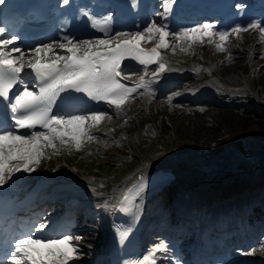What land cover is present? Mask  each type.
Instances as JSON below:
<instances>
[{
	"label": "snow or ice",
	"instance_id": "snow-or-ice-1",
	"mask_svg": "<svg viewBox=\"0 0 264 264\" xmlns=\"http://www.w3.org/2000/svg\"><path fill=\"white\" fill-rule=\"evenodd\" d=\"M3 3L4 0H0V4ZM62 3L68 5L70 0H62ZM171 3L174 0H165V14L170 11L168 5ZM81 14L89 17L91 27L103 33V37L84 39L65 34L58 40L27 50L20 46V37L0 20V99L5 102L11 116V123L7 126L0 123V186L11 181L16 173L34 172L44 159L64 152L70 155L73 151H82L92 142H101L93 129L106 119L111 120L112 115L104 110L60 111L61 105L73 108V94H82L93 102H103L118 116L137 96H154L153 85L159 77L175 70L169 66L166 52L176 53L179 48L181 53L189 54L194 45L205 42L215 45L218 52H230L225 46L229 37L235 33L240 39L239 33L249 29H258L260 41L264 43V22L261 21H253L244 27L237 25L231 31H214L215 24L202 23L175 32L168 31L167 24L152 21L142 31L113 33L109 26L110 16L96 19L87 11ZM153 40L155 46H141L142 41L148 43ZM125 61H135L142 66L143 75L132 86L123 82L135 74L128 71ZM229 62H232L231 56ZM151 65L156 67L149 72ZM207 71L210 73L211 69ZM149 76L151 78L146 79ZM28 78H31L35 90L27 82ZM172 98L170 96L169 101ZM104 143L108 146L107 141ZM91 187L96 193V186ZM99 187L103 188L105 184L101 183ZM148 187L147 179L141 176L132 188L114 190L119 192L115 203L110 205L105 201L98 206L130 215L135 223L141 211L137 201L143 199ZM46 227L41 222L31 232L14 237L10 251L0 264H69L77 259L79 248L74 241L81 237L70 234L59 237L35 235ZM131 231V228L119 231V241L123 243ZM167 250V243L161 242L151 253ZM257 251L264 252V244L242 254L250 256ZM151 253L137 264H156Z\"/></svg>",
	"mask_w": 264,
	"mask_h": 264
},
{
	"label": "rangeland",
	"instance_id": "rangeland-1",
	"mask_svg": "<svg viewBox=\"0 0 264 264\" xmlns=\"http://www.w3.org/2000/svg\"><path fill=\"white\" fill-rule=\"evenodd\" d=\"M239 36L241 38L237 39L236 34L233 33L229 37L225 46L230 49V52H218L214 45L210 52L211 57H206L205 55L204 46L206 42L203 45H194L189 53L191 56L184 53L183 55L179 48H177L176 53H172L171 51L166 52V57L171 60L170 62L175 59L178 61L182 60L181 62H189V60L195 58L194 60L196 62L189 66L193 69L195 68V70L196 68L201 69L198 73L202 76H207V79L205 78L199 81L200 77L197 76V80L195 81L196 86L193 89L196 90L200 87L198 89L199 91L194 90L193 92L192 89L190 95L203 96L196 100H194L196 97H193L194 99L192 97H183L184 99L181 98L182 100L178 101L177 104H170L166 94L159 96L156 99V105L143 111L142 122L145 127L135 125L133 116L134 119L139 116L136 111L133 113L132 111L131 113L126 111V113L129 112L128 114L132 119V123H128L127 128H122L120 126L121 114L117 116L108 112L109 115H112V119L107 120V122L105 120L97 128L93 129V133L100 137L101 142H92L82 151H73L72 154H67L66 157L69 159V164L72 166L76 163L80 164L78 168H76L77 166L75 167V170L79 173L84 171L88 172L89 175L91 174L90 178L96 181L106 182L112 178L115 179L118 171L125 165L130 164V162L136 158V153L141 152L143 149L148 150L152 157H157L161 155L163 151L178 148V145L181 144L185 145L193 142L191 130L196 115L204 113V119L206 121L214 122L218 114V108L221 106L232 105L239 98H244L245 96L255 99L258 93L260 94V98H263L264 59H261V56L264 55V43L260 41L259 30L249 29L246 32L242 31L239 33ZM143 43L145 46H148L155 44V40ZM183 46L187 47V44ZM229 56H231L232 62H229ZM172 64L174 63L172 62ZM207 69H211V72L209 73ZM133 73L135 74L132 75L131 78H135L139 75L136 74V72ZM250 76H252V79H249ZM198 85L199 87H197ZM175 87L176 86H172L170 91H166L169 94L176 92L178 88L174 89ZM180 89L181 87L179 90ZM143 97L145 99L146 94L137 97L135 101L130 104V110H132V107L133 109L136 108L135 104L137 101L139 102L142 100ZM138 122H141V120H138L137 123ZM111 129L116 130L111 131ZM101 133H105V135H101ZM140 135L144 137L139 138ZM122 138L128 139L134 147L128 142L127 144L130 146V149L126 148V146L118 149L117 146L122 144ZM237 138L243 139L242 141L248 152L247 154L242 153L235 146H232V143ZM105 141H107L108 146H105ZM221 142L224 145H229L228 148L222 151H212L208 149L207 145L200 146L204 151L203 156H205V158L207 157V172H209L211 178L221 174H226L228 178V180L225 181L224 195L229 192L233 193L237 190V187H239L238 185L241 184L243 186L242 191L246 190V194L255 195L259 192L260 195L264 197V131L253 126L248 131L226 135ZM89 153L94 155L96 160L89 162L86 158V156H89ZM179 156L183 157V155ZM186 156L194 165L199 163L197 165L201 166V159H197L199 156L193 155L192 157L190 154ZM39 170L40 169L37 168L35 171ZM182 172L187 175L190 174L186 169L182 170ZM104 184L105 187L108 185L106 183ZM105 187L103 188L105 189ZM98 188L100 187L98 186ZM228 197H224L219 201L216 208L219 209L218 206L227 202L229 199ZM170 198L171 195L168 198L162 199L160 204H155L157 209H163L161 221L157 226L161 227L169 221L174 224L175 227L176 225L181 226L182 223H185L183 225L190 229L191 225H189L188 218H185V222L177 221L176 212L170 207ZM89 201L93 203L94 209L91 211H83L81 207L75 209L76 215H74L75 219L73 224L69 231L63 233L81 237L79 241H74V243L78 245V256L81 258L86 257L87 252L84 248L86 244H90V240L87 239V234L95 230L92 227L96 226V217L98 213L96 211V204L99 202L98 195L96 193L93 194V197L90 198ZM228 202L230 203L231 200ZM60 207L61 205L53 204L52 207L47 208L44 214V216H46L44 221L49 223L47 217L65 209V207H62V209ZM76 217H78V219ZM228 223H230L229 220ZM152 231L153 229L151 232ZM38 234H40V232H38ZM235 234H237V232ZM251 236H255L258 239L257 244L254 245L253 248H259L261 244H264V233L262 236L256 234H251ZM170 237L171 236L161 239V241H155L157 245L161 242H165L168 245L167 252H162L163 264H169V259L172 257L171 250L175 248L176 242L172 241ZM183 251H185L184 257H186V255L190 256V251L184 249ZM257 252L261 255L264 254V252L261 251Z\"/></svg>",
	"mask_w": 264,
	"mask_h": 264
},
{
	"label": "bare ground",
	"instance_id": "bare-ground-1",
	"mask_svg": "<svg viewBox=\"0 0 264 264\" xmlns=\"http://www.w3.org/2000/svg\"><path fill=\"white\" fill-rule=\"evenodd\" d=\"M213 47L214 45L205 43L204 50L206 57H211L210 52ZM166 59L169 62V66L175 69L174 71H170L175 75V77H162L161 75L159 79L155 82V84L159 83L162 85V87L165 86V90L167 91H170L172 86L181 85L183 89L180 90L177 89L176 92L171 93L172 95L168 94L169 96L171 95L175 100L188 96L192 92V89L196 86L195 81L197 80V78L194 79L193 82H190V80H187V77L195 78V75H198L200 77L199 81L207 77L204 75L203 76L200 75L196 71L197 68L196 70L195 68L193 69L188 65V63H186V61L181 62L182 60L178 61L177 59H175L174 61H172L174 64H172V62H170L171 61L170 59H168L167 57ZM153 69L155 68H151V70ZM151 70H149V72H151ZM140 75H143L142 71L138 76L132 79L134 81L131 80L127 82L128 83L132 82L134 84V82L139 79ZM149 78L151 77L150 76L146 77V79ZM155 84L153 85V87L155 86ZM197 87H199V85ZM198 89L196 90L193 89V92L194 90L197 91ZM154 90H155L154 96L146 95L145 99L144 96L143 99L140 100L139 102L136 100L137 101V103L135 104L136 108L133 109L132 107V110H130V105H128L124 110L125 114L121 115L120 119L126 116L130 117L128 113L129 112L131 113V111L132 113L136 111V113L139 116L135 117V119L133 116V121L135 125H140L141 127H145L142 122L143 111L156 105L157 102L156 99L162 93V90H158L155 87ZM126 111L129 112L126 113ZM137 119L141 120V122L137 123L138 121ZM129 123H132V119L129 120ZM120 126L122 128L128 127L127 124ZM141 137L144 136L140 135L139 138ZM128 142L132 146L131 142L130 141ZM132 147H134V145ZM67 154H68L67 152H64L62 155L59 156L54 155L51 159H44L41 165L38 167L40 169L39 171H34L31 173H16L11 181H9L7 184L3 186H0V191L4 193H9L10 195L16 193L20 194L28 190L29 187H31L34 183H36L37 179H42L45 183L48 184L47 192L43 191V193H46V196L41 195L37 199L36 201L37 206L35 210H32V212H29L27 215H22V214L19 215L15 219V225L16 226L20 225L22 227L31 229L33 224L36 223L37 225L43 222L47 225L46 229L41 231L40 234L36 232L35 235L42 237H58L55 232V227H58V229H65L66 227L69 226V222L75 219V217L73 216L72 220L68 222L67 221L63 222L61 220V217L65 219L68 211L60 210L59 212L57 213L55 212L51 216L47 217V219H49V223L48 222L46 223L44 221L46 216H44L43 207H46L49 204L48 199L53 198L60 200L63 203V205L67 207V210H69L72 208L70 207L71 205L70 199L73 197H80L82 199L81 204L84 206V209L86 210L88 207H94L92 203H87V199H89L91 196L93 197V194H95L93 193L91 187L92 185H95L96 194L98 195V199H99V202L96 204L98 213L96 217V226L92 227L95 230L87 234V239L90 240V244H86L84 248L85 251L87 252V255L85 258L83 257L81 258V260L86 264H107L103 260L104 256H103V252L99 248V244L104 239L102 232L106 229V224L109 222L111 216L115 211L105 210L104 208H101L98 205H100L105 201H108L110 205L115 203L116 198L119 196V192L114 190L116 189L122 190L125 187H128L131 183L136 181L141 176H144V174L155 173L158 169L169 171L170 173H172L174 179L169 184L164 186L162 185L161 187H159L156 193L151 195L150 200L144 209L143 224H142L144 237L142 238V242L146 246L151 247V246H155V244L150 238L149 233L150 230H152L155 224L159 221L160 215L162 214V209L159 208L157 209L156 208L157 206H155V204L158 203L160 204L162 199L168 198L171 195V206L173 207L172 201L175 195L178 194L180 195V200L174 207L180 208L181 211H183L185 214L188 215H192V213L197 214L195 220H200V222L207 219L208 222L207 226H208L211 222L209 220V217L214 215L218 211L216 210L215 206L223 196L222 192H224L225 190V181L228 180L226 174H221L215 176L214 178H211V175L209 174V172H207L208 169V166L206 164L207 157L205 158V156H203L204 151L202 147L194 142H190L189 144H185V145L181 144L178 145V148L169 149L168 151H163L162 154L157 157H152L148 150L143 149L141 152L136 153V158L132 162H130V164L125 165L118 171V173L116 174L117 177L115 179L112 178L106 182L96 181L91 179L90 178L91 174L89 175L88 172L84 171L79 173L78 171L73 170V168L69 165L70 162H68L69 159L66 157ZM187 154L192 155V157L193 155L199 156L197 159L198 160L201 159L202 161L201 166L197 165L199 163H196V165H194L187 158L186 156ZM179 155H183L184 158L180 157ZM73 166L74 167L77 166L76 168H78L80 164L76 163ZM185 169L187 170V172H190L189 175L182 172V170ZM79 178L86 179L85 186H79L73 183L75 180ZM101 182L108 184L105 187V189L98 188ZM88 183L90 185H88ZM217 189L221 190V193L218 196H216ZM246 196L247 195H242L241 200L237 201L238 205L236 206V210L241 209L244 206L242 200ZM224 204L225 203L221 204L219 208H221ZM76 218L78 219V217ZM18 235L19 233L16 232L14 236H18ZM245 240H246L245 234H240L239 237L240 246L235 248L232 251V253L228 255L227 257L228 261H220L219 264H226L230 261H237L242 258H250V257H259L264 259V254L261 255L260 253L257 252L254 255H250V256L243 255L242 252L249 251L246 250L247 247L245 246L244 243L247 242H245ZM195 244H196V250H198L200 241L196 239L195 236H193L192 238H189V241L185 244L186 246L182 248L194 249ZM9 248H10V244H8V246L6 247V252L10 251ZM176 250L178 251V248H176ZM157 254L159 256H163L162 252H157ZM191 254L193 255V253ZM191 258H193V256H191ZM184 260H186V258ZM184 260L180 259L177 264H188Z\"/></svg>",
	"mask_w": 264,
	"mask_h": 264
},
{
	"label": "trees",
	"instance_id": "trees-1",
	"mask_svg": "<svg viewBox=\"0 0 264 264\" xmlns=\"http://www.w3.org/2000/svg\"><path fill=\"white\" fill-rule=\"evenodd\" d=\"M195 118L191 130L192 139L198 144L208 145L211 150H224L227 147L217 143L225 132L237 134L248 131L253 126L264 131V110L258 109L251 102H246L236 108L219 110L214 122L206 121L203 114ZM235 145L244 151V146L241 142ZM86 158L89 162L96 160L91 155L86 156Z\"/></svg>",
	"mask_w": 264,
	"mask_h": 264
}]
</instances>
